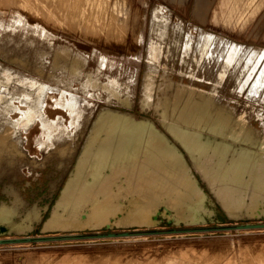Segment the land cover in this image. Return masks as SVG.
<instances>
[{
    "label": "rangeland",
    "instance_id": "rangeland-1",
    "mask_svg": "<svg viewBox=\"0 0 264 264\" xmlns=\"http://www.w3.org/2000/svg\"><path fill=\"white\" fill-rule=\"evenodd\" d=\"M245 1L0 0V264H264V228L238 227L264 223V0Z\"/></svg>",
    "mask_w": 264,
    "mask_h": 264
},
{
    "label": "bare ground",
    "instance_id": "bare-ground-1",
    "mask_svg": "<svg viewBox=\"0 0 264 264\" xmlns=\"http://www.w3.org/2000/svg\"><path fill=\"white\" fill-rule=\"evenodd\" d=\"M172 1V0H171ZM180 1H183V0H180ZM202 2H204L207 6H209V2H208V0H197V2H196V7L197 8H200L201 6H202ZM246 1L245 0H220V3H219V5L220 6H228V9L230 10V11H233V10H238L239 9V7L240 8H242V7H244L245 5H246V3H245ZM206 6V7H207ZM236 8V9H235ZM193 10H195V9H193ZM192 10V11H193ZM31 11V10H30ZM89 11V10H88ZM197 11H198V9H197ZM196 11V12H197ZM200 11V10H199ZM26 14V13H25ZM42 14V13H41ZM89 14V13H88ZM28 16V15H27ZM37 18H35V20H36ZM37 21V20H36ZM196 21V20H195ZM253 21V20H252ZM40 23V22H39ZM42 24V23H41ZM52 24V23H51ZM54 26V25H53ZM56 26V25H55ZM58 28V27H57ZM59 29H60V27H59ZM87 30V29H86ZM105 33V32H104ZM208 33V32H207ZM88 36V35H87ZM103 37H104V35H103ZM82 39H84V38H82ZM87 40V39H86ZM88 41V40H87ZM99 41V40H98ZM103 41V40H102ZM191 41V40H190ZM90 42V41H89ZM103 42H105V41H103ZM102 43V42H101ZM106 43V42H105ZM156 46V45H155ZM188 46H189V44H188ZM157 47V46H156ZM203 48V47H202ZM209 48V47H208ZM61 49V48H60ZM156 50H157V48H155ZM229 49H230V47H229ZM44 50V49H43ZM56 50V49H55ZM158 51V50H157ZM46 52V51H45ZM55 53V52H54ZM66 54V53H65ZM46 55V54H45ZM55 55V54H54ZM61 55V54H60ZM64 55V54H63ZM77 55V54H76ZM66 56H68V54L66 55ZM64 57V56H63ZM55 58V57H54ZM227 58V57H226ZM56 59V58H55ZM62 61V60H61ZM64 62V61H63ZM68 62V61H67ZM82 62H85V61H82ZM74 63V62H73ZM76 63V62H75ZM78 64V63H77ZM59 65V64H58ZM64 65H65V63H64ZM68 65V64H67ZM55 66H56V64H55ZM69 66V65H68ZM76 66V65H75ZM78 66V65H77ZM79 67H81V66H79ZM79 67H77V68H79ZM254 67V66H253ZM66 68V67H65ZM77 68H76V70H77ZM154 68V67H153ZM156 68V67H155ZM40 69H42V68H39V70ZM71 69V68H70ZM71 71V70H70ZM50 73V72H49ZM51 74V73H50ZM52 74H54V73H52ZM79 74V73H78ZM90 75H91V73H90ZM53 77V76H52ZM65 79V78H64ZM94 80V79H93ZM95 81V80H94ZM97 81V80H96ZM112 81V80H111ZM91 82H93V81H91ZM101 84V83H100ZM103 84V83H102ZM104 87V86H103ZM111 89V88H110ZM115 89V88H114ZM68 90V89H67ZM183 92V91H182ZM154 94V93H153ZM47 95H49V94H47ZM67 97H68V95H67ZM128 97V96H127ZM126 97V100L128 99ZM161 99V98H160ZM209 102V101H208ZM15 103V102H14ZM19 105V104H18ZM22 107V106H21ZM24 107V106H23ZM46 107V106H45ZM174 111V110H173ZM45 112V111H44ZM15 114H16V112H14ZM173 114V113H172ZM12 116V115H11ZM19 116V115H18ZM55 116V115H54ZM108 116V115H107ZM172 116V115H171ZM16 117V116H15ZM165 117V116H164ZM234 117V116H233ZM107 119V118H106ZM109 120V119H108ZM38 121V120H37ZM105 121H107V120H105ZM104 121V122H105ZM103 122V124H105ZM176 122V121H175ZM107 123H108V121H107ZM65 125V124H64ZM66 125H67V123H66ZM11 126V125H10ZM68 126V125H67ZM101 126H103L102 124H101ZM101 126L99 127V128H101ZM104 126H106V125H104ZM12 127V126H11ZM189 127V126H188ZM13 128V127H12ZM98 128V129H99ZM149 128V127H148ZM103 128H101V130H102ZM4 130H7V129H4ZM22 130V129H21ZM105 130V129H104ZM106 130H107V128H106ZM47 132V131H46ZM58 132H59V130H58ZM11 133V131L9 132V134ZM97 133V132H96ZM99 133V132H98ZM97 133V134H98ZM143 133V132H142ZM150 133H152V131L150 132ZM1 134V133H0ZM8 134V133H7ZM97 134H96V136H97ZM107 134V133H106ZM106 134L104 135V136H106ZM157 134V133H156ZM6 135V134H5ZM65 135V134H64ZM118 135V134H117ZM142 135V134H141ZM155 135V134H154ZM166 135V134H165ZM4 136V135H3ZM99 136V135H98ZM137 136V135H136ZM150 137H151V135H149ZM157 136V135H156ZM133 137V136H132ZM5 139L4 137H2L1 136V139ZM96 138V137H95ZM106 138V137H105ZM44 139V138H43ZM132 139V138H131ZM136 139V138H135ZM152 139H153V137H152ZM155 139V138H154ZM7 139H5L4 140V142L6 141ZM144 140H145V138H144ZM44 141V140H43ZM115 141H117V139H115ZM135 141H138V140H135ZM2 142V141H1ZM149 142V141H148ZM135 143V142H134ZM138 143V142H137ZM7 144V143H6ZM42 144H44V143H42ZM193 144V142L192 143H190L189 142V148L191 149V151H193V152H195V150H194V145H192ZM3 145H4V143H3ZM14 145V144H13ZM70 145V144H69ZM68 145V146H69ZM129 145V144H128ZM150 145V144H149ZM54 146H56V145H54ZM77 146V145H76ZM153 146V145H152ZM155 146V145H154ZM64 147V146H63ZM71 146H69L68 148H70ZM91 147H92V145H91ZM128 147V146H127ZM134 147H136V146H134ZM139 147V146H138ZM151 147V146H150ZM8 148V147H7ZM7 148H6V150H7ZM10 148V147H9ZM57 148V147H56ZM66 149H67V147H65ZM90 148V147H89ZM153 148V147H152ZM3 149V148H2ZM4 149H5V145H4ZM73 149V148H72ZM86 149H88V147L86 148ZM100 149H102V147H100L99 149H97V150H95V151H93V152H88V153H90V155H92L93 156V158L92 159H98L99 160V158H100V155H101V153H103V151L100 153L99 151H101ZM138 149V148H137ZM142 149H143V147H142ZM55 150V149H54ZM69 150V149H68ZM67 150V151H68ZM99 150V151H98ZM131 149H126L125 151H124V153L123 154H120V155H118L117 156V158L115 159V160H112V161H114L110 166L111 167H113V168H115V167H121V165L123 164V162L124 161H126V160H132L133 159V156L132 155H129V156H127L128 154H130V151ZM150 150V149H149ZM149 150H148V152H149ZM153 151H154V149H152ZM4 151V150H3ZM8 151V150H7ZM14 151V150H13ZM17 151V150H16ZM61 151V150H60ZM60 151L58 152V154H60L61 155V153H60ZM67 151H65V149H64V153L65 152H67ZM70 151V150H69ZM73 151V150H72ZM23 152V151H22ZM62 152V151H61ZM63 153V154H64ZM84 153H86V152H84ZM83 153V154H84ZM107 153V152H106ZM142 153H143V151H142ZM147 153V152H146ZM159 153V152H158ZM196 153V152H195ZM66 154V153H65ZM105 154V153H104ZM153 154H154V152H153ZM18 155V154H17ZM103 155V154H102ZM101 155V156H102ZM146 155V154H145ZM3 156V155H2ZM64 156V155H63ZM14 157H15V155H14ZM105 157H106V155H105ZM109 157V156H108ZM3 158V157H2ZM81 158H83L82 157V155H81ZM102 158V157H101ZM6 159V158H5ZM80 159V158H79ZM140 160V159H139ZM1 161V160H0ZM3 161V160H2ZM100 161V160H99ZM98 161V162H99ZM108 161H109V159H108ZM33 162V161H32ZM80 162H81V160H80ZM89 162V161H88ZM101 162V161H100ZM104 162V161H103ZM129 162H131V161H129ZM141 162V161H140ZM23 163V162H22ZM43 163H44V161H43ZM85 163V162H84ZM97 163V162H96ZM132 163V162H131ZM33 164V163H32ZM99 164H102V163H99ZM136 164H138V163H136ZM135 164V165H136ZM181 164V163H180ZM36 166L38 165V163H36L35 164ZM58 165H60V164H57V166ZM103 165V164H102ZM143 165V164H142ZM141 165V166H142ZM228 165V164H227ZM1 166V165H0ZM109 166V167H110ZM137 166V165H136ZM166 166V165H165ZM75 167V166H74ZM104 167V166H103ZM169 167V166H168ZM219 167V168H218ZM225 166L224 165H220V166H218V165H216V164H212V169L210 170V172H211V174H218V176H217V178L216 179H218V181H219V186H220V188H233L231 185H233V181L234 182H238V181H240V178H237V176H236V174L234 175V176H232V175H230L229 176V178L228 177H226V175H228V173L224 170V169H222V168H224ZM229 167V166H228ZM101 168V167H100ZM89 169V168H88ZM174 170V169H173ZM108 171H111V169L110 170H108ZM108 171H106L105 173H107ZM162 171V170H161ZM219 171H222L221 173H219ZM75 172H76V170H75ZM78 172V171H77ZM96 172H98V170L96 169L95 171H94V174H96ZM79 173V172H78ZM82 173V172H81ZM105 173H104V175H105ZM80 174V173H79ZM77 176V175H76ZM121 179H120V181H117L118 183L116 184V186L117 187H119V186H122V187H124V186H126V187H128V186H130V184H133V182L135 181V177H134V174H132V173H130V175H128V176H126V177H120ZM105 188L103 187L102 188V190H101V194H103V193H105ZM107 191V190H106ZM174 192V191H173ZM167 197H168V195H167ZM74 203V202H73ZM21 205V204H20ZM4 207H6V206H4ZM2 208H3V206H2ZM2 210H4V209H2ZM10 209L8 208V211H9ZM5 211V210H4ZM7 211V212H8ZM12 211V210H11ZM16 211V210H15ZM17 212V211H16ZM22 212V211H21ZM20 212V213H21ZM11 214H13V213H15V212H10ZM9 213V214H10ZM19 213V214H20ZM23 213V212H22ZM38 213V212H37ZM16 214V213H15ZM2 215V214H1ZM17 216V215H16ZM5 218V217H4ZM8 218V217H7ZM6 218V219H7ZM21 218V217H20ZM20 218H18V220L20 219ZM16 219H17V217H16ZM39 220V219H38ZM5 221V220H4ZM3 221V222H4ZM7 222V221H6Z\"/></svg>",
    "mask_w": 264,
    "mask_h": 264
},
{
    "label": "water",
    "instance_id": "water-1",
    "mask_svg": "<svg viewBox=\"0 0 264 264\" xmlns=\"http://www.w3.org/2000/svg\"><path fill=\"white\" fill-rule=\"evenodd\" d=\"M239 228H245V229H251V228H264V223H247V224H241L238 226ZM129 233L128 232H125L123 233L122 235H128ZM111 236H115L116 234L112 233L110 234ZM29 239V238H28ZM22 239L21 238H16V239H13V240H10V241H21ZM5 242L4 239H0V244Z\"/></svg>",
    "mask_w": 264,
    "mask_h": 264
}]
</instances>
